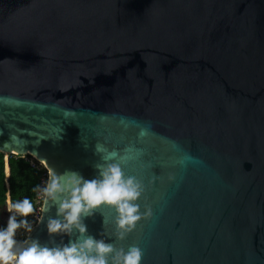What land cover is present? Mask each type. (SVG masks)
<instances>
[{"label":"water","instance_id":"95a60500","mask_svg":"<svg viewBox=\"0 0 264 264\" xmlns=\"http://www.w3.org/2000/svg\"><path fill=\"white\" fill-rule=\"evenodd\" d=\"M0 152L47 181L118 163L151 209L123 240L109 206L85 236H50L63 217L43 198L22 247L92 236L141 264H264V0H0Z\"/></svg>","mask_w":264,"mask_h":264},{"label":"clouds","instance_id":"9594fccd","mask_svg":"<svg viewBox=\"0 0 264 264\" xmlns=\"http://www.w3.org/2000/svg\"><path fill=\"white\" fill-rule=\"evenodd\" d=\"M97 168L99 175L91 180L75 171L57 174L50 170L49 180L41 190L44 205L47 208L50 201L58 205L57 215L63 217V221L49 220L47 231L50 236H71L73 229L85 236L87 226L81 217L93 215L101 206L115 208L119 240L132 232L142 217L151 216V209L141 213L135 203L142 194V185L135 177L126 178L120 164L115 162L97 165ZM6 210L9 213L7 225L0 228V264H141L143 251L138 246H130L127 251L117 250L113 244L92 236L82 240L78 237L56 247L41 245L38 240H30L26 246L18 247L17 230L24 227L31 231L26 218L35 209L25 197L16 203L9 201ZM18 216L23 219L18 220Z\"/></svg>","mask_w":264,"mask_h":264},{"label":"trees","instance_id":"16d2710c","mask_svg":"<svg viewBox=\"0 0 264 264\" xmlns=\"http://www.w3.org/2000/svg\"><path fill=\"white\" fill-rule=\"evenodd\" d=\"M34 160L30 155H16V154H6L0 152V228L6 227L7 216L1 217L2 213H6L9 216L8 202L16 203L19 200L27 197L34 206L35 209V198L37 190L40 186L42 179L47 181L48 173L44 165L39 164L35 161V165L32 166L30 161ZM41 198L38 202L42 204ZM40 213L37 217H34V213L29 215L26 219L29 221L32 228L36 224ZM18 220L23 219L22 217H17ZM22 230L25 232V236L20 243L22 247L26 233L24 227H21L17 231Z\"/></svg>","mask_w":264,"mask_h":264},{"label":"built area","instance_id":"2783aa9c","mask_svg":"<svg viewBox=\"0 0 264 264\" xmlns=\"http://www.w3.org/2000/svg\"><path fill=\"white\" fill-rule=\"evenodd\" d=\"M33 158V157H32ZM35 161H37L39 164H42L40 161H38V160H36L35 158H33ZM34 160H31L30 161V164L32 165V166H34L35 165V161ZM43 165V164H42ZM45 184H46V181L44 180V179H42L41 180V182H40V186H39V188H38V190H37V194H36V198H35V211H34V217H37V215L40 213V209H41V205L39 204V200L41 199V198H43V196H42V188L45 186ZM23 233V231L22 230H19V231H17V233H16V240L18 241V242H20L21 243V241L23 240V238H24V236H25V234H22ZM25 233V232H24ZM27 234V233H26ZM20 243L18 244V247H21L20 246Z\"/></svg>","mask_w":264,"mask_h":264},{"label":"rangeland","instance_id":"374dc122","mask_svg":"<svg viewBox=\"0 0 264 264\" xmlns=\"http://www.w3.org/2000/svg\"><path fill=\"white\" fill-rule=\"evenodd\" d=\"M5 216H7V219H8L9 216L6 215V213H2V214H1V217H5ZM22 234H25V233L23 232Z\"/></svg>","mask_w":264,"mask_h":264}]
</instances>
